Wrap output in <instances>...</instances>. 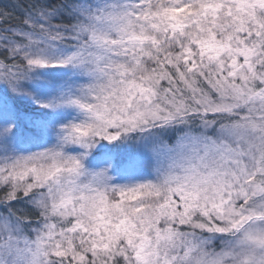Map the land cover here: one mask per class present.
<instances>
[{
	"label": "snow or ice",
	"instance_id": "1",
	"mask_svg": "<svg viewBox=\"0 0 264 264\" xmlns=\"http://www.w3.org/2000/svg\"><path fill=\"white\" fill-rule=\"evenodd\" d=\"M0 264H264V0H0Z\"/></svg>",
	"mask_w": 264,
	"mask_h": 264
}]
</instances>
